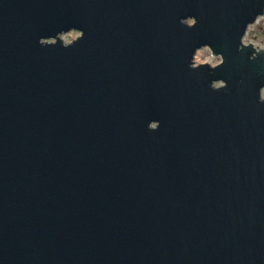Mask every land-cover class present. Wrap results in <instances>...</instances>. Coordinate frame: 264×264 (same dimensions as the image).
I'll return each instance as SVG.
<instances>
[{"label": "water", "instance_id": "obj_1", "mask_svg": "<svg viewBox=\"0 0 264 264\" xmlns=\"http://www.w3.org/2000/svg\"><path fill=\"white\" fill-rule=\"evenodd\" d=\"M263 14L0 0V264H264Z\"/></svg>", "mask_w": 264, "mask_h": 264}, {"label": "rangeland", "instance_id": "obj_2", "mask_svg": "<svg viewBox=\"0 0 264 264\" xmlns=\"http://www.w3.org/2000/svg\"><path fill=\"white\" fill-rule=\"evenodd\" d=\"M257 33L259 35H257ZM79 35V31L71 29L67 32L61 33L60 37L68 42ZM264 14L261 15L258 20L249 25L246 34L243 37L245 43H253L256 46L264 47ZM221 60L220 55H214L208 46L199 48L196 51L194 62L202 63L209 62L211 65L217 64ZM262 95L264 96V88L262 89Z\"/></svg>", "mask_w": 264, "mask_h": 264}, {"label": "clouds", "instance_id": "obj_3", "mask_svg": "<svg viewBox=\"0 0 264 264\" xmlns=\"http://www.w3.org/2000/svg\"><path fill=\"white\" fill-rule=\"evenodd\" d=\"M257 35H259V34L257 33ZM262 38H264V37H262ZM153 127H155V125H153Z\"/></svg>", "mask_w": 264, "mask_h": 264}]
</instances>
